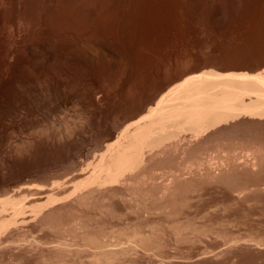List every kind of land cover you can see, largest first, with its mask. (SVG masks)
<instances>
[{
    "label": "rangeland",
    "instance_id": "obj_1",
    "mask_svg": "<svg viewBox=\"0 0 264 264\" xmlns=\"http://www.w3.org/2000/svg\"><path fill=\"white\" fill-rule=\"evenodd\" d=\"M22 1L0 24V200L19 199L32 213L50 194L60 198L46 226L14 230L27 241L65 239L73 251L57 255L49 243L44 255L27 259L0 252V264H92L96 258L79 250L81 238L113 243L134 232L144 234L139 253H120L114 264H264V169L193 182L151 214L161 202L131 205L113 195L73 202L80 174L92 171L115 142L112 132L177 75L264 71V0ZM252 138L264 133L234 132L220 143ZM196 183L202 191L190 188ZM220 245L235 249L219 258Z\"/></svg>",
    "mask_w": 264,
    "mask_h": 264
},
{
    "label": "bare ground",
    "instance_id": "obj_2",
    "mask_svg": "<svg viewBox=\"0 0 264 264\" xmlns=\"http://www.w3.org/2000/svg\"><path fill=\"white\" fill-rule=\"evenodd\" d=\"M21 1L22 0H0V24H3L4 21L6 20L5 18L8 14L5 15V12L8 11V9L10 8L11 9L16 8V10L20 9ZM33 1L34 0H30L29 3L27 0V2L30 5H32L31 2L35 4L37 0L35 2ZM74 4L75 3H73V5ZM71 7L72 6H70V8ZM36 8H37V4H36ZM14 10L12 9L13 12ZM71 12L70 15H72ZM16 16L18 17L17 13ZM203 71L204 70L200 72L199 70L200 73L191 76L187 75L186 71H185L186 73H182L179 76L177 75V77L176 78L174 77L175 79H173L171 82L166 84V86L161 87V89L158 90L156 94L154 93L155 94L154 96L149 97L150 99L145 104H142L143 106H141L140 108H135L136 109L135 111L133 110V112L129 113V115L126 116L131 123H129L127 126H123L124 128L121 129L120 131L118 130L119 132H114V133L112 132L110 137L115 139V142L108 147V150L101 156L100 161L93 167L92 171L90 172L87 171L80 174V180L75 184L74 193L72 192L73 194H75L74 195L75 199L73 198L74 199L73 202H75L76 200L79 203H81L89 198L92 199L93 196H94L93 198L95 199L97 198L96 196L101 198L103 197V199H105L104 197H108L106 198V200L115 198V196H117L118 198L119 196V198L123 201H127V202L129 201L131 203L132 201H134V203L137 204H139L138 201H143L141 202L142 204L144 202L145 203L149 202L151 204V201L154 202V204L155 202L156 204L157 202L158 203L161 202L160 203L161 206L156 205L157 207H155V205H153L155 208H151L150 211L151 214L152 212L154 213V211L157 210L159 211L160 209L162 210V208L164 207L162 205L163 202L167 203L168 201H170L169 199H171L172 197L174 198L177 192H179L180 190L183 191V188H185L186 190L187 187L193 185V182L197 181V183L198 182L200 183V181L204 182L205 180L206 183H208L209 181L219 179L222 176L226 177L227 175H229V173L233 174V172H236L238 170L239 172H241L240 170H243L246 173L257 170H259L260 172V170L262 171L264 169V139L253 140L252 138V141H248V140L245 141V142L248 141L249 142L248 144L234 143L235 141L232 142V140L229 141V139L227 140V142L224 141L226 143L224 142L220 143V138H224L226 134H230V133L232 134L234 132L244 133V131L247 132L259 131L264 133V71L259 73L257 72L253 75H251L250 73L248 74V73H235V72L218 73L214 70H210V71L208 70L204 72ZM125 114H127V112ZM212 146H214V148H212L211 150ZM176 157L179 158L180 161L174 163L173 159ZM197 183H196L197 187H195L194 184V186H191L190 188L192 189L198 188L199 183L198 184ZM228 184H230V182ZM198 189L201 190V188ZM46 193H47L46 191L45 193L44 192L41 193L40 191L39 194H46ZM189 193H191L190 190ZM179 194L180 193H178V195ZM109 195L111 196L113 195V197L110 196L111 198H109ZM44 196L45 195H42V197L39 196L38 200L44 198ZM197 196H200V193L199 195L197 194ZM12 198L8 197L7 199L3 198L4 200H0V252L2 253L8 252L10 254L13 253L12 254L13 256L14 254H16L18 255V257H21L20 259L31 258L33 255H37V254L42 255L44 248L49 249L48 244L49 243L52 244L51 243L52 239L48 243L43 241L45 240V238L43 240L34 239V241L31 240L27 241L25 238L19 236L18 234L19 232L17 231H19V229L23 230L25 227H30L28 226L30 224H34L40 227L41 225H45L44 224L45 220L53 212V211L50 212L49 210L55 204H59L58 200L60 198L58 199V197L56 198L54 195L50 194L47 197V202H45V204L39 203L34 205L33 209L35 210L32 211V213L26 212L28 211L26 203H23V201L19 199H12ZM65 198L66 199L64 200L68 201L67 197ZM70 200L71 199L69 198V201ZM92 201L94 200H91V202ZM113 201L111 200V202ZM86 202L84 201V204ZM131 205L134 204L132 203ZM164 205L168 207L167 204ZM169 211L170 210H168V213ZM117 216L118 215H116V217ZM58 228L60 230L58 231L61 232L60 226L59 227L57 226V229ZM87 228L88 227H86V229ZM14 229H16L17 231ZM12 230L14 232H17V234L16 233L15 234L16 236L18 235L19 237L18 236L15 237V234H13ZM83 232L86 233L85 231ZM148 232L146 233L149 234L150 232L149 233ZM77 233L78 235L82 234V233L79 234V231H77ZM89 234L90 233L88 232V235ZM71 235L73 236V234ZM88 235L85 234V236ZM132 235H131L132 237L128 239L122 238L124 242L119 239L117 242L112 241L113 243H111L110 241H109L110 243L108 241H104V239L102 241V239L100 238L101 239L100 240L98 239V237H95L93 241L91 239L92 238L91 235L90 238L91 244H88V242H86L87 238L83 237L81 239L85 240L84 243L85 245L82 244L83 245L82 249L81 248L78 249L81 250V252L82 250H84L83 253H85L86 251L91 253V255H93L96 258L95 259L96 261L95 262L93 261L94 264H105L106 261L107 264H110L113 258H114L113 261L117 263L116 260L118 259L116 258L115 260V257H117L116 255L118 254L120 255V253L123 256H127L126 253L131 255L139 253L138 251L140 250V247H142L141 241H143V239L141 240L138 237L142 238L143 237L142 235L144 234L138 236L139 234L134 232V234ZM128 236H130V234H128ZM153 236L154 234L152 235V237ZM100 237L107 238V236L105 237L100 236ZM45 241H48V238ZM144 241H146V239ZM61 242L62 241L58 243L56 241L55 243L57 244L55 245L54 243L50 245V249H53L52 251H55L54 253H56L57 255L58 253L66 254V252L68 254V252L72 250L71 248L72 246L70 247L69 245H67L68 244L67 242L69 241L66 242L65 239L63 240V243ZM71 243L70 245H72ZM228 243L230 244V242ZM224 247L220 245V247L218 248L217 257L221 255L223 256L224 254L228 255L226 254L228 251H231L233 248L235 249V247L232 246H231L232 248L230 246L228 247L226 246V248ZM229 248H231V250ZM47 249H45L44 251L46 252ZM78 249L76 248V250ZM76 250L74 249L75 252ZM49 251L51 252V250ZM77 253H80V251L76 252V254ZM123 253H125V255ZM70 254L72 255L73 253ZM102 258H105V262H103L104 260ZM57 259L58 258H56V260ZM93 259L94 258H92V260ZM101 259L103 261H101ZM133 259H135V257L132 258V260ZM57 261L58 263L62 262L61 260L60 262L59 260ZM93 262L91 263L93 264ZM242 262H245V260L243 259ZM112 263L114 264V262Z\"/></svg>",
    "mask_w": 264,
    "mask_h": 264
}]
</instances>
